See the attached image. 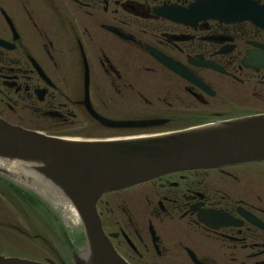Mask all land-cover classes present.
Returning <instances> with one entry per match:
<instances>
[{"label":"flooded vegetation","instance_id":"flooded-vegetation-1","mask_svg":"<svg viewBox=\"0 0 264 264\" xmlns=\"http://www.w3.org/2000/svg\"><path fill=\"white\" fill-rule=\"evenodd\" d=\"M259 114L264 0H0V119L11 125L104 139ZM93 115L165 122L108 129ZM252 165L104 194L102 229L128 264H264V170ZM10 188L0 175L2 256Z\"/></svg>","mask_w":264,"mask_h":264},{"label":"water","instance_id":"water-1","mask_svg":"<svg viewBox=\"0 0 264 264\" xmlns=\"http://www.w3.org/2000/svg\"><path fill=\"white\" fill-rule=\"evenodd\" d=\"M96 118L108 128L160 125L158 121ZM252 162H264V115L155 137L106 141L65 140L0 120V165L15 176L22 174L26 180L50 186L79 216L87 247L83 253L72 254L74 264H126L102 231L95 210L102 194L167 173ZM221 220L216 214V221ZM61 234L68 243L76 240L67 230ZM0 264L42 263L0 257Z\"/></svg>","mask_w":264,"mask_h":264},{"label":"rangeland","instance_id":"rangeland-1","mask_svg":"<svg viewBox=\"0 0 264 264\" xmlns=\"http://www.w3.org/2000/svg\"><path fill=\"white\" fill-rule=\"evenodd\" d=\"M27 128L31 129H39L44 134L52 135V136H62L66 135L65 131H53L45 126L38 124H27L25 125ZM72 132V131H71ZM66 133H69L66 131ZM72 138L71 136H69ZM255 166L251 172L253 175H257L260 171L264 170V165H252ZM10 197V196H9ZM2 200V199H1ZM4 203V208L7 210L6 217L7 221H9L15 227H21L24 229L30 236H35L37 233L47 238V241L41 244L37 242V239H29L28 242L25 243V246L15 245L14 243H9L7 247L8 253H13L17 255H21L24 258L39 260L40 262H61L69 258V250L68 239H63L65 234H61L65 230L69 236L73 238H79V235H82L81 225L80 223L72 221L70 214L66 213L63 210H59L51 206L49 202H45V210L42 207L37 208L33 207L32 211H27L26 217L29 222L32 224L27 227V225L22 220L20 213H18V209L16 208L15 201L13 203L10 202V199L2 200ZM26 211V207H22ZM31 208H28L30 210ZM47 211V212H46ZM51 218V220H50ZM56 218V219H55ZM54 222L52 225V229L49 226L50 222ZM56 221V222H55ZM60 227L62 228H59ZM39 227V228H38ZM50 228V230H48ZM53 232V233H52ZM13 238L14 236L10 234ZM4 247V248H6ZM3 248V249H4ZM67 255V256H66ZM68 257V258H66Z\"/></svg>","mask_w":264,"mask_h":264},{"label":"bare ground","instance_id":"bare-ground-1","mask_svg":"<svg viewBox=\"0 0 264 264\" xmlns=\"http://www.w3.org/2000/svg\"><path fill=\"white\" fill-rule=\"evenodd\" d=\"M27 183L30 188L35 189L38 193L50 200L59 209H62L66 213H69L72 221L74 220L75 222H78L77 215L75 214V211L73 210L71 204L67 202V200H63L60 197H57L58 195L54 192L53 189L50 188V186L43 184L38 180H27Z\"/></svg>","mask_w":264,"mask_h":264}]
</instances>
